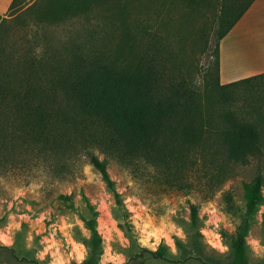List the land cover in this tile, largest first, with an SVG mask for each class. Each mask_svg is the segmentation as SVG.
Returning <instances> with one entry per match:
<instances>
[{"label":"trees","instance_id":"obj_1","mask_svg":"<svg viewBox=\"0 0 264 264\" xmlns=\"http://www.w3.org/2000/svg\"><path fill=\"white\" fill-rule=\"evenodd\" d=\"M103 1L48 0L31 9L39 22L59 25L88 18L100 8L105 14L98 31L106 34L111 24L122 32L110 44L102 38L106 46L97 40L68 41L42 55L14 58L4 44L6 20L0 26V173L31 162L55 178L68 179L84 159L124 209L109 173L110 159L133 172L152 167L164 187L187 192L194 187L193 174L200 179L207 172L208 183L220 187L229 178L227 165H246L253 158L264 161V92L255 96L263 87L264 73L221 81V41L255 0L222 3L215 69L205 87L184 68L185 45L173 38L166 19L131 20L130 3L107 6ZM177 4L163 3L155 10L161 17ZM244 100V109L238 110ZM263 186V172L244 183L245 212L236 232L228 236L231 264L248 263V235L264 203ZM226 196L233 207L232 195ZM88 209L91 217L85 222L91 238L85 242L89 256L83 264H98L103 253L98 213L89 202ZM191 209L197 227L199 207ZM144 250L155 259H167L163 246ZM139 256V264H146L144 255Z\"/></svg>","mask_w":264,"mask_h":264},{"label":"rangeland","instance_id":"obj_2","mask_svg":"<svg viewBox=\"0 0 264 264\" xmlns=\"http://www.w3.org/2000/svg\"><path fill=\"white\" fill-rule=\"evenodd\" d=\"M37 3H48V0H13L7 12L4 44L14 58L42 55L48 48L62 47L68 41L97 40L106 46L102 38H108L106 41L110 44L121 36V30H115L111 24L106 34L104 30L98 31L105 14L100 8L95 7L88 18L77 17L55 25L39 22L36 11L31 9ZM101 3L107 6L130 3L128 18L131 20L166 19L173 38L185 45L187 52L181 53L186 62L184 68L192 72L191 77L198 86H206L215 69L216 31L222 3L228 0H201L197 4L188 0H104ZM163 3L178 4L170 12L165 9L159 17L155 9ZM262 22L257 27L260 38L264 35ZM235 48H230L232 53ZM221 53L222 42L220 56ZM236 59L237 56L232 59L227 56L228 68H231L227 83L250 76L245 74L247 71H239ZM262 86L256 97L264 92ZM245 104V100L239 101L238 110H243ZM109 162V173L121 194L124 209L117 204L102 175L84 159L78 161L76 175L68 179L55 178L31 162L0 173V264H83L89 256L85 242L91 238L85 222V218L91 217L88 202L98 213L97 226L102 237L103 253L98 264H139L142 259L139 255H144L146 264L233 262L228 236L236 232L245 212L244 183L259 172L264 174V161L253 158L246 165H227L229 178L220 187L216 182L208 183L207 172H202L200 179L198 173L193 174L194 187L188 192L164 187L155 179L156 171L152 167L142 166L133 172L116 159ZM215 187L218 188L212 194ZM227 193L233 197V207L227 203ZM192 205L199 207L197 227L192 224ZM162 246L167 249V259H155L144 250L155 251ZM247 264H264L261 214L255 217L248 235Z\"/></svg>","mask_w":264,"mask_h":264},{"label":"crops","instance_id":"obj_3","mask_svg":"<svg viewBox=\"0 0 264 264\" xmlns=\"http://www.w3.org/2000/svg\"><path fill=\"white\" fill-rule=\"evenodd\" d=\"M13 3V0H0V26L8 18L7 12ZM264 0H255L245 15L238 21L232 30L224 37L222 42L221 53V81L227 83L229 81V73L227 56L231 59L237 56L239 71L246 72V75H257L264 72V29L263 38L257 34V27L262 22L264 16ZM263 23V22H262ZM264 24V23H263ZM261 41L262 43H259ZM232 46L229 47V44ZM236 47V50L230 48ZM230 53V55H229ZM249 63V64H247ZM249 77V76H247Z\"/></svg>","mask_w":264,"mask_h":264},{"label":"built area","instance_id":"obj_4","mask_svg":"<svg viewBox=\"0 0 264 264\" xmlns=\"http://www.w3.org/2000/svg\"><path fill=\"white\" fill-rule=\"evenodd\" d=\"M263 195H264V189H263ZM258 214H261L262 217L264 216V203L260 206Z\"/></svg>","mask_w":264,"mask_h":264}]
</instances>
